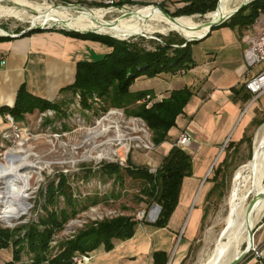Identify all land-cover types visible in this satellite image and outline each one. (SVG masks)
I'll list each match as a JSON object with an SVG mask.
<instances>
[{"label":"rangeland","instance_id":"374dc122","mask_svg":"<svg viewBox=\"0 0 264 264\" xmlns=\"http://www.w3.org/2000/svg\"><path fill=\"white\" fill-rule=\"evenodd\" d=\"M252 1H248L245 6L249 7ZM26 2L34 7L61 4L59 1L53 4L52 0H26ZM18 4L21 3L0 0V30L19 33L31 27L32 16L36 12H28L24 20L9 16L10 7L22 8ZM55 8L56 11L62 12L64 7ZM248 10L249 8L245 12ZM206 15L207 13H196L183 17L193 16L197 23L203 24L209 20ZM119 16L121 13L113 12L107 14L101 21H110ZM152 24L158 27L163 25L157 22H152ZM115 36L112 37L118 40L142 42L148 48L153 47L152 43H163L164 39L173 40L175 47L178 46L180 39L186 40L181 33L174 30L160 33L125 29ZM145 101L148 103L149 100ZM258 103L264 104V97ZM137 104L139 103H133L127 109L135 108ZM127 109L111 106L107 100L97 94L88 96L85 104L80 93L67 92L56 100L53 107L48 109L26 113L20 119H15L10 114L14 125L23 131V140L7 136L12 134V127L4 118L5 127L0 129V163H4L5 151L20 150L17 154H29L27 155L28 160L36 162V167L22 169L24 175L31 177L28 188L23 193L21 203L16 210L6 208L9 206V201L0 198V227L11 231L17 229L14 231L13 238L21 240L19 247H14L10 242L9 247L0 249L1 263L13 257L15 261L13 264H34V256L29 251L24 237L29 225L37 224L41 229L42 225L39 222L41 217H47L51 213L61 217L65 212L69 216L60 227L54 229L46 250L49 259L60 254L64 244L76 238L81 231L106 219L124 216L143 221L141 224L152 221L151 213L156 209V204L148 206L142 201L145 197L140 192L141 182L126 174L120 179L116 176L110 177L103 171L104 165L109 163L117 164L121 168H126L130 164L135 168L149 167L150 169L153 165L155 168L152 169L159 167L155 160L157 146L153 142L152 131L143 119L128 114ZM254 112L258 120L264 119V109L260 110L257 107ZM263 125L264 123L260 126L250 125L244 143L238 145L235 150L226 145L221 155L218 156L208 178H212L215 169L222 164L220 184L216 192L202 203V209L207 212L203 227L191 241V248L183 264H203L212 253L216 239L231 224L233 218L231 189L241 169L252 159L256 133ZM152 144L155 146L154 149L148 150L147 146ZM127 149L129 151L125 155ZM122 156L126 159L124 166L119 163ZM148 159L151 165L146 164ZM9 179L13 180L14 177L0 180V191L13 188V185L8 184ZM262 180L264 183V170ZM212 186L213 183L208 184L207 191ZM241 198H249V192H245ZM239 206L240 201H236L235 209ZM197 210L194 209L190 214L184 228L185 237L181 239L183 236L181 232L182 234L180 233L181 235L174 242L173 250H176L180 243L192 234L193 226L197 221ZM106 212L108 215L105 216ZM142 212L145 213L144 216ZM102 215L103 218H99ZM77 219L82 222L81 225L78 223L72 226L73 228H67L69 222ZM263 224L264 215L255 225V230ZM259 233L254 234L253 240L257 247L260 246ZM17 248L20 250L18 259L14 257V251ZM245 248L246 244H241L238 255ZM92 252L88 255L91 256ZM255 256L256 253L253 250L249 251L241 264H254L257 262Z\"/></svg>","mask_w":264,"mask_h":264},{"label":"crops","instance_id":"0c3cea01","mask_svg":"<svg viewBox=\"0 0 264 264\" xmlns=\"http://www.w3.org/2000/svg\"><path fill=\"white\" fill-rule=\"evenodd\" d=\"M125 1L141 6L163 4L170 11L186 4L185 0ZM228 22L191 45L194 64L185 73L142 75L131 86L132 92L149 93L148 106L168 98L175 90L190 89L191 96L177 117L176 126L170 129L166 141L156 145L155 160L160 166L173 147L172 141L187 130L193 137L186 149L192 157V174L183 180L179 203L167 226L152 225L160 211L154 217L151 214L152 221L140 224L130 239L109 251L104 247L94 250L89 264H158L154 258L156 252L166 253V264L184 263L191 241L205 220L202 203L209 199L212 189L207 191L206 188L212 184L208 174L228 143L233 144L231 149L234 150L247 138V129L257 120L254 110L264 109V104L258 102L247 108L250 98L244 87L247 73L243 60L244 29ZM110 51L108 45L73 37L60 29L17 37L0 36V107L13 106L22 85L36 97L58 100L67 93L61 90L74 83L78 62L99 60ZM260 68L253 69V73ZM262 97L264 94L260 99ZM4 127V117L0 113V129ZM149 160L147 165H151ZM153 166L150 169L155 168ZM194 209H198V213L192 234L173 250L176 238L183 233L180 237L184 239V228ZM257 232H260L258 243L264 248V224L256 228Z\"/></svg>","mask_w":264,"mask_h":264},{"label":"trees","instance_id":"16d2710c","mask_svg":"<svg viewBox=\"0 0 264 264\" xmlns=\"http://www.w3.org/2000/svg\"><path fill=\"white\" fill-rule=\"evenodd\" d=\"M185 3L184 6L176 8L174 11H170L163 4L159 7L175 17L196 13L206 14L216 10L218 0H185ZM248 8L249 10L245 12ZM262 10H264V0H253L249 3V7L244 6L228 19L229 22L225 21L222 24L228 22L244 29L253 22ZM44 30L32 29L25 31L22 35ZM60 30L70 36L101 42L111 47V51L99 60L78 62L74 83L64 87L61 92H78L82 95L85 104L87 103V97L93 94L104 98L111 106L125 109L133 103H139L135 108L127 109V113L140 117L145 121L152 131L155 145L166 141L170 129L176 126L177 117L183 112L191 96L190 89L175 90L168 98L148 106V103L146 101L142 102V99L146 98L149 93L146 91L132 92L131 86L142 75L147 77H155L162 73L176 75L182 69H190L194 64L191 45L196 41L186 42V40L180 39L178 46L175 47L173 40L164 39L163 43H152L153 47L148 48L142 42L118 40L107 34ZM183 44L185 46H182ZM249 98H251L250 94ZM55 102L32 95L22 85L17 91L13 106H1L0 113H9L15 119H20L26 113L53 107ZM263 123L264 119H257L255 124L260 126ZM246 139L241 143L245 142ZM227 145L231 148L233 144L228 143ZM221 165L215 169L213 177L208 178L213 183L208 198L219 187V179L222 175ZM103 171L110 177L116 176L120 179L126 174L139 180L141 182L140 192L145 197V200L142 199V201L147 203L148 206L156 204L160 207L158 217L152 225L165 227L179 203L184 178L192 174V157L186 150L173 146L161 165L156 169V172H151L149 167L135 168L130 164L126 168H121L114 163L104 165ZM223 179L224 177L222 181ZM206 214L207 212H205L204 219ZM68 216L65 212L62 213L61 217L51 213L47 217H41L39 221L42 225L41 229L37 224L28 226L24 240L27 241L29 251L34 256V264H73L75 255L89 254V252L100 247H104L105 250L109 251L118 243L133 237L138 226L143 222L124 216L106 219L81 231L76 238L64 244L60 254L49 259L46 252L49 240L54 229L60 227L68 219ZM16 230L11 231L0 227V249L9 247L10 242L14 247L21 243L20 239L15 240L13 238ZM19 251L18 248L14 251L16 259H18ZM154 258L158 264H166L168 261V257L164 252H156ZM13 263L15 261L12 257L0 264ZM254 264L259 263L255 262ZM261 264H264V260Z\"/></svg>","mask_w":264,"mask_h":264},{"label":"bare ground","instance_id":"6f19581e","mask_svg":"<svg viewBox=\"0 0 264 264\" xmlns=\"http://www.w3.org/2000/svg\"><path fill=\"white\" fill-rule=\"evenodd\" d=\"M11 1L14 3L16 1L20 2L21 4L18 5L22 8L18 9L10 7L8 10L9 16L24 20L25 16L28 15V12H36L35 15L32 16L31 23L33 26L35 25L33 23H43L48 20L49 23H54L65 28L97 30L103 34L112 36L121 34L125 29H140L144 32L160 33H165L167 30H174L181 33L185 38L201 36L208 30V26L197 23L193 16H181L178 18V23L173 22L158 8L140 9L138 11L128 12L131 14L127 17L116 18L110 21H101L107 15L104 10H76L66 5L54 6L51 4L34 7L26 2V0ZM242 1L245 0H222L218 10L207 13L206 18L209 19L208 21L216 20L219 16L232 12ZM55 7L64 8L62 12H58ZM71 12H74L75 14H72ZM152 22L162 23L163 25L160 27L154 26ZM0 33H5V30H0ZM19 152L20 150L5 151L4 163H0V180L6 177H14L13 180H8V184L13 185V188L3 192L0 191V198L9 201V206L6 208L12 210H16L19 207L22 199L21 197L27 190L29 179L31 177L24 175L22 169L36 167V162L34 163L28 160L27 155L29 154L18 155L17 153ZM263 170L264 125L256 133L252 159L241 169L238 178L232 186L233 218L231 224L216 239L212 253L203 264H231L242 254L238 255V250L241 244H246V247H252L254 241L249 237V227H255L257 222L264 215ZM245 192H249V198H241ZM257 195L261 196L260 200L253 211L248 213L250 203L248 200H251L252 197ZM236 201H240V206L237 209H235ZM157 211L158 208L156 207L151 213L153 217L156 215ZM245 249H243V251Z\"/></svg>","mask_w":264,"mask_h":264},{"label":"built area","instance_id":"2783aa9c","mask_svg":"<svg viewBox=\"0 0 264 264\" xmlns=\"http://www.w3.org/2000/svg\"><path fill=\"white\" fill-rule=\"evenodd\" d=\"M53 4L55 1H59L61 4H56L55 6H62L66 5L71 8H74L76 10L81 9H87V10H104L106 14H110L113 12H119L122 14L132 12V11H138L140 9H146V8H157L158 6L155 5H146L141 6L134 4L133 2L125 1V0H52ZM141 6V8H137ZM42 27V29L45 30H51V29H65V27L56 25L54 23H49V21H44L42 24L39 25H31V27L28 28H36V27ZM27 28V29H28ZM26 30H22L19 33H13V31H9V33L5 30V33H0V36H10V37H17L24 33ZM243 41V60L245 65L247 66V73L244 81V85L246 90L251 95L249 104L247 106L250 107L254 105L260 97L264 94V10L260 11L258 15L255 17L252 23L247 25L245 27V32L242 37ZM261 66L260 70L257 73H253V69L256 67ZM180 73H185V70L182 69ZM5 120H7L10 124V127H12V134H8L7 136L12 139H19L23 140L24 134L21 129L16 127L13 123V119L9 113H6L4 115ZM193 140V137L191 133L187 130L180 133V135L172 141L173 146L180 147L184 150L187 149V147L190 146L191 142ZM154 144L147 146L148 150L154 149ZM128 149L125 151V155L128 154ZM119 155H122L119 153ZM121 165L126 164L125 156L120 157ZM151 172H156V169H150ZM108 215L106 212L105 216ZM145 213L142 212V216H144ZM99 218H103L102 216H99ZM82 222L77 220H72L67 225V228H73L74 225ZM73 226V227H72ZM253 250L256 253L255 259L256 261L261 264V262L264 260V248H261V246H255L254 242L252 244V247L250 251ZM90 255H75L73 257V264H89Z\"/></svg>","mask_w":264,"mask_h":264},{"label":"water","instance_id":"95a60500","mask_svg":"<svg viewBox=\"0 0 264 264\" xmlns=\"http://www.w3.org/2000/svg\"><path fill=\"white\" fill-rule=\"evenodd\" d=\"M221 1L222 0H218V3H217V8L216 10H218V8L220 7V4H221ZM248 4V0H245V1H242L232 12L228 13V14H223L221 16H219L216 20H212V21H207L205 23H203L204 25L208 26V30L201 36H196V37H191V38H185L186 39V42H192V41H198L202 38H204L207 34L210 33V31L212 29H214L215 27L221 25L222 23H224L226 20H228L229 18H231L234 14H236L238 11H240L245 5ZM168 19H170L171 21L173 22H176L178 23V18L179 17H175L171 14H169L168 12H166L164 9H162L161 7H157ZM215 10V11H216ZM131 13H125V14H122L121 16H119L118 18H121V17H127L129 16ZM50 18V17H48ZM46 19V18H45ZM57 23V22H56ZM63 25V24H62ZM42 29V27H32V28H28V30H32V29ZM67 30H70V31H76V32H80V33H88V32H94V33H97V34H103L97 30H78V29H69V28H66ZM7 31V30H6ZM9 33V31H7ZM137 35H141V34H137ZM112 36V35H111ZM133 36V35H132ZM261 196H254L252 197V199L250 200V203H249V207H248V213L252 212L253 209L255 208V206L257 205L258 201L260 200ZM156 207L158 208V211L157 213L160 211V207L158 205H156ZM254 234H255V227H249V237L250 239L253 241L254 240ZM250 247H246V249L242 252V254L240 256H238L231 264H241L243 262V260L245 259L246 255L249 253L250 251Z\"/></svg>","mask_w":264,"mask_h":264}]
</instances>
